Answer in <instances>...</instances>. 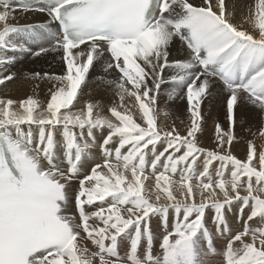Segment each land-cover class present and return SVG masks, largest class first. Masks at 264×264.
I'll return each instance as SVG.
<instances>
[{
  "label": "snow or ice",
  "instance_id": "obj_1",
  "mask_svg": "<svg viewBox=\"0 0 264 264\" xmlns=\"http://www.w3.org/2000/svg\"><path fill=\"white\" fill-rule=\"evenodd\" d=\"M30 12L47 20L20 23ZM235 15L225 0H0V69L48 53L66 65L63 75L26 74L52 85L46 107L33 96L0 98V264H210L216 255L221 264H264V146L249 141L244 161L230 150L238 107L264 120V0L236 23ZM177 40L185 60L169 59ZM96 67L119 73L97 77L119 101L110 117L101 102L72 111ZM13 79L0 75V85ZM168 82L187 101L183 136L157 124ZM216 84L227 93L229 130L216 124V148L206 149L201 105Z\"/></svg>",
  "mask_w": 264,
  "mask_h": 264
},
{
  "label": "bare ground",
  "instance_id": "obj_2",
  "mask_svg": "<svg viewBox=\"0 0 264 264\" xmlns=\"http://www.w3.org/2000/svg\"><path fill=\"white\" fill-rule=\"evenodd\" d=\"M192 3L195 5H199L201 3V0H192ZM225 3L227 4L228 9L230 11H235L236 15H235L234 23H236L240 21L241 12L247 15L248 6L251 5L254 7L255 0H225ZM17 15H20V13H17ZM46 20L47 17L45 14L30 12L26 15V18L20 20V23H44ZM247 27L248 25H245V28ZM38 43H43L45 47L48 46L46 42H38ZM38 43H32L29 46L32 47L33 50H37ZM81 47L84 46L82 45ZM187 55H188V50L186 46L182 48L180 42L178 40L175 41L174 45L170 48L169 59L185 60L187 58ZM65 72H66V65H64L63 61L60 59L59 53H48L35 58L26 55L23 58L18 59L15 64L8 66L6 71L4 69H0V75H8V74L14 75L13 80L7 81L4 85H0V98L12 99L16 102H19L26 99L29 96H33L39 99L40 101L44 102L43 106L46 107V102L50 99V94L48 90L49 88H51L52 85L46 81H36V80L28 79L26 78V74L49 73L52 75H63L65 74ZM164 75H165V79L168 80V78L172 75V72L170 70H166ZM98 76H103L105 79L116 80L118 79L119 73L113 71L110 75L105 74L102 72L100 67H96L94 70L90 71L88 78L89 83L87 84V87L82 86L84 96L83 98L78 97V99L80 100L79 103L74 101L72 109H76V111H80L81 109H84L85 101L101 102L103 105L101 114L106 117H110V112L108 111L109 107L112 105L113 102L119 103V101L118 98L114 96L113 92L108 88L107 85H104L99 80H97ZM162 94H167L169 96L168 100L160 101L159 98L162 96ZM183 96H184L183 90L178 88L174 89L173 85L170 82H168L162 84L158 96V102L156 105V119H157L158 127L161 128L162 130H170L172 127H175L178 133L182 136L186 134V131L190 126V116L188 114H184V118L182 119L181 117L177 116V113L173 112L172 110L170 111V108H172L170 101L173 99L174 100L178 99L180 103L185 104L186 99L182 98ZM222 100H224L225 107L222 104ZM226 100H227V93L223 90L222 85L220 84L214 85L212 88V95L209 96L207 99H205L203 104L201 105L203 122H202V131L197 133L199 146L204 147L206 149L216 148V139H210V135L213 131H215L213 127V124H215L214 119L227 116ZM125 103H129L128 98H126ZM18 106L19 105L17 103L16 105H14V108H18ZM246 107H251V106H240L236 109L237 120H236L235 132H234L235 139L233 140V143L230 147L232 154L242 161L246 159L247 148H248L247 141L249 139L246 138L248 134L244 132L249 131L252 128V126L246 124V122L243 123L240 122L241 112L244 113L249 110ZM208 111L211 113L209 116L208 114L205 115V113H207ZM221 114L224 115L221 116ZM245 117L248 118V120L251 123H253V121H255L256 118L255 114H250L249 112L246 113ZM242 120H244V118ZM97 139L99 141L100 137L98 136ZM250 141H253L258 149L264 146V138H261L259 134L254 133L253 139H250ZM92 157L95 160V162L98 163L102 162V154L99 148L92 149ZM91 165H92V161L90 160L89 166L86 167L85 171H90ZM146 175L148 176V179L144 181L146 188L154 189L155 176L151 174L149 169L147 170ZM129 177H130V173H129ZM172 179L178 181L179 178L178 176H175L172 177ZM161 183L163 185V181H161ZM177 186L178 185H174L173 190H174V194L179 198L180 193L175 190ZM193 186L195 189V181L193 182ZM77 188H78V182L73 184V189H72L73 194H75ZM244 194L245 193L242 191L241 195ZM198 199L199 196L197 195V200ZM163 202L166 201H162V203ZM231 218L237 221L236 215L234 213L229 214V219ZM154 230H156L155 226H154ZM83 243L88 244L89 248L92 247V245L87 241H84ZM213 259H215L216 261L217 257H214Z\"/></svg>",
  "mask_w": 264,
  "mask_h": 264
},
{
  "label": "rangeland",
  "instance_id": "obj_3",
  "mask_svg": "<svg viewBox=\"0 0 264 264\" xmlns=\"http://www.w3.org/2000/svg\"><path fill=\"white\" fill-rule=\"evenodd\" d=\"M161 90V89H160ZM160 93V92H159ZM168 95L167 94H162V96L159 98L160 101H165V100H168ZM224 99V98H223ZM176 100V101H175ZM173 99L170 101V104L172 106V108H170V111L172 110L173 112L177 113V116L181 117L182 119L184 118V114H188L190 116V113L188 111V105H187V101L185 104L183 103H180V101L178 99ZM222 104L223 106L225 107V103H224V100H222ZM247 109H249L247 112H249L250 114H255V121H253V123H251L248 118L245 117L246 113L247 112H241V120L244 118V122H246V124H249L252 126V128L249 130V131H245L244 133L248 134L246 138H249L248 141H247V144L248 142L250 141V139H253V135L254 133L256 134H259V131L262 127H264V120H262L259 112L257 109H255L253 106L251 107H246ZM72 111H76V109H72ZM256 112V113H255ZM208 116L211 114L209 111L207 113H205V115ZM239 114V112H238ZM224 114H221V116H223ZM203 116V115H202ZM216 119V118H215ZM214 119V123L213 124V127H214V130H215V126L216 124H219L222 129L227 132V130H229V121L227 119V116L226 117H221V118H217L216 120ZM236 120H237V113H236ZM257 120V121H256ZM247 125V126H249ZM262 125V126H260ZM190 127V126H189ZM235 128H236V123H235V127L233 129V131L235 132ZM259 129V130H258ZM210 139H216V133L215 131H213L210 135ZM150 172H151V169H149ZM159 171V169L157 170ZM147 173V171H146ZM199 200V199H198ZM246 211V210H245ZM247 216V211L245 213V218ZM232 222V223H231ZM208 223H209V227L212 228L213 226H211V214H209V217H208ZM238 224V225H237ZM229 225L230 227H232L234 230H238L240 229V224L233 220L232 218L229 219ZM155 226V225H154ZM157 233H159V229H156ZM158 236V234H157ZM158 243H159V238L157 239V248H156V251H159V248H158ZM218 243V244H217ZM219 246V247H218ZM221 246V248H220ZM216 248H217V252L218 251H222V245L219 243V241L216 242ZM220 248V249H219ZM158 249V250H157ZM214 257H217V260L215 261V259H213ZM222 256L221 255H216V256H212L210 257V264H221V261H222Z\"/></svg>",
  "mask_w": 264,
  "mask_h": 264
}]
</instances>
